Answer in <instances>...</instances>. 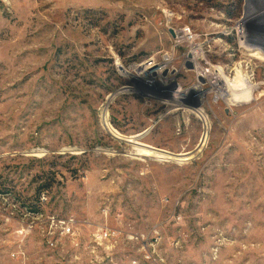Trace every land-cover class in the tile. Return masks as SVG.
<instances>
[{"label": "rangeland", "instance_id": "rangeland-1", "mask_svg": "<svg viewBox=\"0 0 264 264\" xmlns=\"http://www.w3.org/2000/svg\"><path fill=\"white\" fill-rule=\"evenodd\" d=\"M263 8L0 0V264H264V61L246 50L264 57V15L241 25ZM137 134L173 159L138 156Z\"/></svg>", "mask_w": 264, "mask_h": 264}, {"label": "bare ground", "instance_id": "bare-ground-1", "mask_svg": "<svg viewBox=\"0 0 264 264\" xmlns=\"http://www.w3.org/2000/svg\"><path fill=\"white\" fill-rule=\"evenodd\" d=\"M262 15H264V8L262 9V11H258V13H253L249 17V21H248V18H247V19L244 20V22L241 23V25L242 26L247 25V22H249V25H250V23L252 21L256 20L257 18L261 17ZM254 46L255 45H249L248 46L249 48L246 49V50H248L249 53L251 52V54H252L251 57H253V58L257 59V60L264 61V57H263L262 53L260 51H258L259 49L255 48ZM147 70H149L148 74L151 75V76H155V75L159 76L160 75V73H159L160 71H157V70L155 71V70L148 69V68L146 69V71ZM240 72H242L245 75H247L246 74L247 72L242 71V69H240ZM208 74L211 76L212 80L216 81V83H213L214 85H221V86L225 87L224 88V91H225L224 93L218 92L219 96L221 95L220 97H223V98L228 99V100L231 99L233 101L236 100L235 99V92H234L233 88L231 87L233 85H231V81H230L229 78H225V76H224L225 72H224L223 69L214 68L213 70H211V73L210 72H203V74H200V76H203L204 78L209 79ZM249 85L253 86L251 81H249ZM192 114L196 115L202 121V123L203 122L205 123V125L208 128V125H209L208 117L206 116V114L204 113V111L202 109H200V108L194 109ZM105 115L107 116V114H105ZM106 126H107V129L115 136V138H118L120 140H124L125 139L124 136H122L117 130H115L108 122L106 123ZM141 136H142L141 134H137V135H133L131 137H128L131 140V143L134 146H136L138 156L146 157V158H154V159H157V160H171V158L173 159L174 155H172V154H170V153H168L166 151H162V150L156 149V148H154L152 146H148L146 144L141 143L139 141ZM207 137H208V132H206L204 134V137L201 140L199 149H202L206 145ZM178 156L183 158V159L182 158L180 159L181 161H185L186 162V161H189L193 157V154L191 152V153H188V154H181V155H178Z\"/></svg>", "mask_w": 264, "mask_h": 264}, {"label": "built area", "instance_id": "built-area-1", "mask_svg": "<svg viewBox=\"0 0 264 264\" xmlns=\"http://www.w3.org/2000/svg\"><path fill=\"white\" fill-rule=\"evenodd\" d=\"M47 224L50 225V229H48V232L51 233V235H70L72 234V230L69 227L68 222H63L62 220L55 218L54 216H48ZM57 230V233L56 231ZM76 235V234H75ZM94 241L98 244H106L109 248L112 247L115 242L120 237V234L118 231H115L113 229H109L107 227H101L98 228L97 231L93 234ZM132 264H138V262L133 261Z\"/></svg>", "mask_w": 264, "mask_h": 264}, {"label": "trees", "instance_id": "trees-1", "mask_svg": "<svg viewBox=\"0 0 264 264\" xmlns=\"http://www.w3.org/2000/svg\"><path fill=\"white\" fill-rule=\"evenodd\" d=\"M47 186H40V189H43ZM31 211L35 212L37 210V208H34V207H30Z\"/></svg>", "mask_w": 264, "mask_h": 264}]
</instances>
